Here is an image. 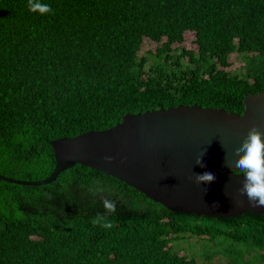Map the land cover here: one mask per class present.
I'll use <instances>...</instances> for the list:
<instances>
[{"label": "trees", "instance_id": "obj_1", "mask_svg": "<svg viewBox=\"0 0 264 264\" xmlns=\"http://www.w3.org/2000/svg\"><path fill=\"white\" fill-rule=\"evenodd\" d=\"M43 2L54 15L0 0L1 176L47 180L59 166L52 141L127 114L179 105L242 114L264 91V0ZM145 39L161 46L140 55ZM233 54L243 64L230 69ZM97 182L116 202L110 229L91 222L106 214L89 191ZM184 241L202 247L181 255ZM198 263L264 264V213H176L79 163L47 185L0 181V264Z\"/></svg>", "mask_w": 264, "mask_h": 264}, {"label": "water", "instance_id": "obj_2", "mask_svg": "<svg viewBox=\"0 0 264 264\" xmlns=\"http://www.w3.org/2000/svg\"><path fill=\"white\" fill-rule=\"evenodd\" d=\"M244 106L242 114L200 105L127 114L110 129L52 141L59 166L49 179L31 182L0 175V181L47 185L79 163L125 182L176 213L219 218L264 213V207H252L240 195L244 177L226 165L250 128L264 131V91L247 96ZM200 155L205 167L196 164ZM105 156L115 157L114 162L106 163ZM204 172L216 179L198 185L195 174Z\"/></svg>", "mask_w": 264, "mask_h": 264}, {"label": "clouds", "instance_id": "obj_3", "mask_svg": "<svg viewBox=\"0 0 264 264\" xmlns=\"http://www.w3.org/2000/svg\"><path fill=\"white\" fill-rule=\"evenodd\" d=\"M27 8L30 12L39 13L42 16L50 13L55 14L51 5L44 3L43 0H27ZM203 155L196 158V164L201 167H205ZM104 160L106 163L111 164L114 162L115 157L105 156ZM226 165L230 169L238 171L244 177L242 187L239 189L240 195L246 196L252 207H264V131L259 126H253L249 129L242 143L232 152V159ZM215 179V175L211 172L195 174V182L198 185L210 184ZM89 191L93 196L100 197L106 213L97 214L93 217L92 224L110 229L113 225L108 216L116 212V202L103 195L105 188L99 182Z\"/></svg>", "mask_w": 264, "mask_h": 264}, {"label": "rangeland", "instance_id": "obj_4", "mask_svg": "<svg viewBox=\"0 0 264 264\" xmlns=\"http://www.w3.org/2000/svg\"><path fill=\"white\" fill-rule=\"evenodd\" d=\"M195 39L194 33L191 32H187L185 34V41H184V45L187 47H191L194 48L195 46L192 44V40ZM161 46V44H158L154 41H151L149 39H145L144 40V44L142 46V49L140 51V55H143L146 51L148 50H157L159 47ZM236 54H233L230 56V63H231V67L230 69H234V68H238L241 66L242 61L238 60L235 56ZM194 243H190L187 241L181 242L180 244L177 245V250H180V254H187V255H192L193 253H198L200 248L202 247V245H200L201 243H198L195 247L193 245ZM202 252V251H201ZM198 262H200L199 259H197ZM217 261V260H216ZM200 264V263H198Z\"/></svg>", "mask_w": 264, "mask_h": 264}]
</instances>
